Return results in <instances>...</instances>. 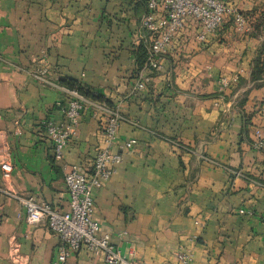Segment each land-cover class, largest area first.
<instances>
[{
    "label": "crops",
    "instance_id": "obj_1",
    "mask_svg": "<svg viewBox=\"0 0 264 264\" xmlns=\"http://www.w3.org/2000/svg\"><path fill=\"white\" fill-rule=\"evenodd\" d=\"M104 7L119 10L114 0H0V165H12L8 178L0 169V264L51 263L58 237L45 222L27 223L17 197L67 211L62 164L89 170L103 145V117L90 106L63 159L52 160L43 124L64 119L66 77L101 93L122 117L113 147L121 162L93 190V219L112 245L145 264H180L179 251L190 264H264V151L254 149L252 132L264 127V85L249 78L261 43L253 38L262 37L248 28L231 42L234 29L220 27L199 43L188 23L162 69L134 79L139 20L130 13L138 36L124 39L120 12L112 24L97 23ZM239 70L237 83L220 86ZM140 73L143 89L135 87ZM65 264L106 263L80 247Z\"/></svg>",
    "mask_w": 264,
    "mask_h": 264
},
{
    "label": "built area",
    "instance_id": "obj_2",
    "mask_svg": "<svg viewBox=\"0 0 264 264\" xmlns=\"http://www.w3.org/2000/svg\"><path fill=\"white\" fill-rule=\"evenodd\" d=\"M229 15L233 16L237 31H247L245 17L231 5L230 0H146V11L139 19L140 28L148 35L141 38L147 43V58L141 71L162 69L161 58L166 52L176 50L177 35L186 24L195 25V40L206 43ZM241 73L239 70L230 78L219 79L220 86L225 88L237 83ZM146 81L148 78L140 73L135 87L143 89ZM61 89L69 96L64 119L59 123L51 120L44 123L53 145L54 159L58 162L63 159L64 149L75 134L82 113L90 106H94L95 113L103 117V145L96 149L90 172L79 164H62L68 195L67 211H57L32 195L17 197L24 208L25 221L30 224L45 222L58 237L55 258L50 264H65L71 253L80 247L101 256L106 264H145L134 259L132 253L126 255L112 245L109 235L101 233L98 222L93 219V190L109 179L121 162V155L113 152V147L122 117L115 108L93 102L75 90ZM252 132L254 149H264V127H255ZM134 143L131 139L124 148L130 149ZM0 169L2 177H10L12 165L9 161L2 162ZM17 257L18 244L13 241L9 245V258L15 261ZM177 259L180 264H190L192 257L190 253L179 251Z\"/></svg>",
    "mask_w": 264,
    "mask_h": 264
},
{
    "label": "trees",
    "instance_id": "obj_3",
    "mask_svg": "<svg viewBox=\"0 0 264 264\" xmlns=\"http://www.w3.org/2000/svg\"><path fill=\"white\" fill-rule=\"evenodd\" d=\"M114 2H117V6L119 7L118 12H120V16L116 18L119 21V25L117 24V28L120 30L121 26V33L124 34V39H131V36L134 38V36L137 34V28L133 27L131 28V22H132V15L136 17V25L137 21L140 19V13H145L146 11V0H114ZM237 2V0H230V3ZM233 6V5H232ZM234 7V6H233ZM104 12H106L105 17L101 16L99 20H97V23L104 21L105 24L111 23L113 21V16L115 14H111L109 10H107L106 7H104ZM240 12V11H239ZM132 15H131V14ZM141 14V15H142ZM242 15H244L246 18V21L249 24V19H251V36L256 37L258 33L264 34V0H255L254 4L251 8L247 9L245 12H241ZM130 16V17H129ZM115 18V17H114ZM119 18L121 20H119ZM114 19V20H116ZM118 21H116L118 23ZM234 22V18L232 15L227 16L224 19V22L221 24V29H224L225 27L231 28L232 24ZM125 26V27H124ZM139 26V25H138ZM139 30L141 31L142 35L148 36L146 31L142 30L139 26ZM138 35H136L137 38ZM264 36V35H262ZM133 45H130L128 48L132 47ZM127 49V48H126ZM132 53L134 56L135 61V68L132 73V78L136 79L138 76V73L143 68V65L147 58V43L143 42L142 40H138V43L132 47ZM250 81L252 82H262L256 83L257 86L264 85V40H262V43L258 47V49L255 52V56L252 59L251 62V70H250ZM59 85H61L64 88H67L69 90H75L87 99L96 102V103H104L106 106L110 108H114L113 104L107 100L101 93L94 90L92 87L87 86L83 84L82 82L78 81L77 79L66 77L59 81ZM68 104V100L67 103ZM67 108V106H66ZM65 108V109H66ZM43 128L45 130V126L43 124ZM46 132V130H45ZM47 134V133H46ZM257 150V149H256ZM264 151V149L259 150ZM52 160L56 162L54 159V156H52ZM92 167V166H91ZM91 168L87 170L90 172Z\"/></svg>",
    "mask_w": 264,
    "mask_h": 264
},
{
    "label": "rangeland",
    "instance_id": "obj_4",
    "mask_svg": "<svg viewBox=\"0 0 264 264\" xmlns=\"http://www.w3.org/2000/svg\"><path fill=\"white\" fill-rule=\"evenodd\" d=\"M254 2H255V0H237V2H234V3H232V5L234 6V8L237 10V11H240V12H245V11H247V9H249V8H251L252 7V5L254 4ZM245 15V14H244ZM243 15V16H244ZM245 17V16H244ZM246 18V17H245ZM251 19H249V24H248V22H247V28H249V29H252L251 28ZM232 28L234 29V33H232V35H231V37H230V39L229 38H227V40H231V42L232 41H239L240 39H241V36L242 35H244V34H248V33H245L246 32V30H244V31H237L236 29H235V25H234V22H233V24H232ZM248 30V29H247ZM249 31V34L252 32L251 30H248ZM258 36H261L262 37V39L260 40V39H256V38H253V42L254 41H257L256 43H255V45H257V44H259L260 43V41H261V43H262V40H264V36H262V35H264V34H260V33H258L257 34ZM248 38H251L250 36L248 37ZM226 39V38H225ZM260 43V44H261Z\"/></svg>",
    "mask_w": 264,
    "mask_h": 264
}]
</instances>
